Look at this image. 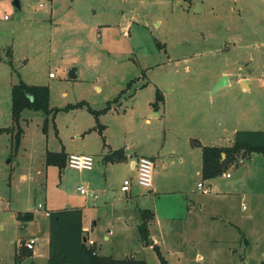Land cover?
Wrapping results in <instances>:
<instances>
[{"label": "rangeland", "instance_id": "obj_1", "mask_svg": "<svg viewBox=\"0 0 264 264\" xmlns=\"http://www.w3.org/2000/svg\"><path fill=\"white\" fill-rule=\"evenodd\" d=\"M0 57V128L12 126V87L22 81L47 86L58 110H25L18 146L15 135L0 137L2 264H33L14 259L21 240L45 231L49 217L36 211L40 204L86 203L77 187L90 172L46 165L47 152L63 149L95 159L99 226L91 236L101 255L161 264L135 225L148 209L157 215L151 239L168 264H264V155L242 159L229 178L209 185L189 147L191 137L228 146L237 131H264V0H0ZM224 78L229 85L213 93ZM158 89L167 120L164 111H150ZM109 102L113 109L99 118L91 111ZM104 139L132 154L159 152L154 182L171 192L136 187L143 196L127 199L118 192L123 175L112 167L108 185L100 184ZM16 212L36 217L23 223Z\"/></svg>", "mask_w": 264, "mask_h": 264}, {"label": "trees", "instance_id": "obj_2", "mask_svg": "<svg viewBox=\"0 0 264 264\" xmlns=\"http://www.w3.org/2000/svg\"><path fill=\"white\" fill-rule=\"evenodd\" d=\"M2 58L0 57V62ZM135 83V80L133 81ZM128 84L131 89L132 83ZM147 85V84H146ZM143 88L145 85L142 86ZM80 104L79 106L84 105ZM164 104V95L158 89L156 92L153 108L158 111ZM112 103L101 111H93L99 116L108 113L112 109ZM72 108V107H70ZM25 110L43 111L50 115L58 111L50 108V89L47 86L29 85L20 82L12 87V126L0 128V137L3 134L15 135L16 145L20 144L24 135L21 127V118ZM47 121L45 122L44 132H47ZM101 127V134L104 126ZM104 146H107L104 139ZM192 146L202 149V180L210 181L222 176L233 167L238 166L243 159H250L253 154L264 155V131L240 130L235 133L233 142L227 147L202 146L199 141L193 140ZM68 155L62 151L60 153L47 152L46 165L56 166L60 170L67 167ZM127 160L124 149L110 151L104 156V163H123ZM33 212L17 213L20 222L28 223L33 221ZM142 222L138 226L140 239L146 245H151L150 227L156 221V215L152 210L141 211ZM50 253L47 264H146L145 260L135 257L116 259L103 256L99 253L95 245H88L90 240L88 233L84 230V213L82 209H63L50 212ZM153 249L161 264H168L167 259L156 244ZM33 256V252L24 247V243L16 251V262L21 263L23 259Z\"/></svg>", "mask_w": 264, "mask_h": 264}, {"label": "crops", "instance_id": "obj_3", "mask_svg": "<svg viewBox=\"0 0 264 264\" xmlns=\"http://www.w3.org/2000/svg\"><path fill=\"white\" fill-rule=\"evenodd\" d=\"M19 5H20V3H19ZM20 7V6H19ZM18 7V8H19ZM124 32H126L127 33V30L125 29L124 30ZM124 34V33H123ZM128 34V33H127ZM51 75V74H50ZM51 78V77H50ZM54 78V77H53ZM53 78H51V79H53ZM243 83V81L241 82V84ZM216 84V83H215ZM228 85H229V82H228ZM143 86V85H142ZM140 87L139 89H141V90H143L144 88H146L148 85H146L145 84V87L143 88V87ZM246 89V90H245ZM243 90L244 91H249L250 90V82L249 81H247V83H246V85H243ZM217 90H215L213 93H215ZM154 102H155V100H154ZM154 102H152L150 105H151V112H153V114H152V116L154 117H160L161 115H162V111H164V114H165V119L167 118V110H165V96H164V104L160 107V109L158 110V111H156L154 108H153V106H152V104L154 103ZM163 108H164V110H163ZM113 109V108H112ZM111 109V110H112ZM110 110V111H111ZM167 120V119H166ZM165 120V121H166ZM147 122L148 123H150L151 121L148 119L147 120ZM77 136L78 137H81V135L78 133L77 134ZM193 140H197V141H199L200 142V144L202 145V146H217V147H227V146H225V145H218V144H216L215 142H205V141H203L202 139H199V138H196V137H191L190 139H189V147H190V155H198V157H199V159L201 160V166H200V162H199V166H200V172H198L199 174H197L198 176H199V178L202 180V175H201V170H202V149L200 148V147H194V146H192V141ZM232 142H233V139H231V140H229V144H228V146H230L231 144H232ZM106 144H107V146H103V149H102V151H101V153H100V155H101V158H102V160L99 162V164H98V166H99V168H100V170H102V174H103V176H104V178H102L101 179V181H100V184H105V186H107L108 185V182H109V176H108V170H110V167H112V168H114V169H116V170H118L119 172H121V174L123 175L122 177H123V182H124V180H126V179H129V180H131L132 181V187H131V189H130V191L129 192H122L121 191V188H122V185H123V182H122V184H119V186H120V189L118 190V192L119 193H121V194H123V196H125L127 199H132V198H134V200L135 199H138V198H140L141 196H143V195H141V194H137V193H135V189H136V187H139V188H142V187H140L137 183H136V177H137V162H138V160L141 158V157H149V158H151V159H153V161H154V164H155V170H156V163H157V160L160 158V153L159 152H157L155 155H147V154H132V153H130L128 150H127V148H126V155H127V160L125 161V162H123V163H104L103 162V159H104V156L106 155V154H108L110 151H116V149H115V147H112L110 144H108L107 143V141H106ZM119 150V149H118ZM62 151H64L67 155H68V157H70L71 155H86V154H77V153H69V152H67L66 150H62ZM62 151H58V152H55V153H60V152H62ZM192 152V153H191ZM176 152H174L173 151V154H175ZM179 161H180V164H183L184 163V159L183 158H179ZM163 164H165V161H163ZM170 165H175V161L174 160H172L171 162H170ZM66 169V168H65ZM65 169H63V170H65ZM113 169V170H114ZM62 170V171H63ZM169 170V169H168ZM79 172H90L91 174L90 175H85L84 176V174L83 175H81L80 176V182H81V184L78 186V187H80V186H85L86 188H88V189H90V190H92V191H94L93 189H92V187L93 186H97V185H95V184H99V178H100V175H98V177H97V175H93V174H95V169H93L92 171H79ZM134 172L136 173V176H135V178H133L132 177V175L134 174ZM99 174V173H98ZM154 174H155V171H154ZM224 175H226V177L227 178H229L227 175H228V173H225ZM230 175V174H229ZM23 179H25L26 177L25 176H23L22 177ZM135 180V181H134ZM203 181V180H202ZM213 180H210V181H203V182H206V183H209V185H212L211 184V182H212ZM204 184V183H203ZM205 185V184H204ZM78 187H77V189H78ZM142 189H145V188H142ZM210 189V188H209ZM145 190H148V189H145ZM150 193H152V194H154V195H156V196H158V195H161V194H168V193H170L171 192V190H165V189H163V188H161V186L159 185V183L157 182L156 184H155V182H153V188L152 189H150V190H148ZM211 191V190H210ZM94 192H96V191H94ZM134 192V193H133ZM86 198V203L84 204V205H81V206H67L66 208H64V209H82L83 210V213H84V230L88 233V235H89V238L90 239H92V236H91V234L94 232V230L95 229H97L98 228V226H99V220L97 219V216H96V214H95V211L97 210L96 209V203L99 201V199H100V196H99V199L97 200V201H93V203L92 204H90L89 203V201L90 200H92V199H89V198H87V197H85ZM91 202V201H90ZM139 207V206H138ZM45 210L46 211H49V212H51V211H57V210H55V209H48L47 208V206H45ZM58 210H63V209H58ZM17 213H19V212H16V218H17ZM35 215V214H34ZM44 215V214H43ZM155 215H156V213H155ZM139 217H137L138 218V220L136 219V222H135V225H136V227H138L141 223H139V219L141 218V214L139 213V215H138ZM35 217H36V215H35ZM35 219V218H34ZM18 220V219H17ZM122 221H125V224L126 223H128V221L127 220H124V219H121ZM120 221V220H119ZM154 223H157V215H156V221L154 222ZM154 223L151 225V227L154 225ZM27 226V225H26ZM49 227H50V221H49V218H48V223L46 224V226H45V231L43 232V234H40V233H33V234H31L30 236H28L27 238H25V239H23V240H21V244H20V246L19 247H17V248H20L21 247V245L23 244V243H25L27 240H29V239H31V238H36L38 241H37V243H36V245H35V250L34 251H32L33 252V256L31 257V262L33 263V264H37V261L39 260V259H41V258H46V260H45V262H44V264H47L48 263V259H49V253H50V232H49ZM110 233H112V232H110ZM240 233H241V236H242V238L243 239H245V243H246V245H248L249 244V242H248V240L246 239V236L244 235V233L242 232V231H240ZM105 240L107 241V240H110V236H108V235H105ZM93 240V239H92ZM154 241V240H153ZM95 243L97 242L96 240L94 241ZM154 243H155V245L157 244L158 245V241L155 239V241H154ZM97 244V243H96ZM97 246V245H96ZM159 247H160V245H158ZM152 247V246H151ZM16 248V249H17ZM17 251V250H16ZM126 257H128V256H126ZM125 257V258H126ZM130 257H133V256H130ZM124 259V258H123ZM14 263H16V258L14 259ZM0 264H2L1 263V258H0Z\"/></svg>", "mask_w": 264, "mask_h": 264}, {"label": "built area", "instance_id": "obj_4", "mask_svg": "<svg viewBox=\"0 0 264 264\" xmlns=\"http://www.w3.org/2000/svg\"><path fill=\"white\" fill-rule=\"evenodd\" d=\"M124 35L127 36L128 34L124 32ZM51 78L55 77L54 74L50 75ZM96 162L92 156L88 155H71L68 158L67 167L72 170L76 171H92L95 168ZM154 171H155V164L153 159L149 157H141L137 162V177L136 183L145 189H152L153 182H154ZM230 177V175H227ZM132 187V181L129 179L124 180L121 191L122 192H129ZM198 190L201 191L203 194L210 193V189L206 188L203 183H198L197 185ZM77 191L80 195L92 199L93 201H97L99 199L98 193L86 188L85 186L78 187ZM45 208L43 205H39L36 211H43ZM43 214L46 217H50V212L44 210ZM36 238H31L24 243V247L30 251L35 250V245L37 243ZM88 245L93 246L95 245L94 240L90 239L88 241Z\"/></svg>", "mask_w": 264, "mask_h": 264}, {"label": "water", "instance_id": "obj_5", "mask_svg": "<svg viewBox=\"0 0 264 264\" xmlns=\"http://www.w3.org/2000/svg\"><path fill=\"white\" fill-rule=\"evenodd\" d=\"M15 5H16L17 7H19V6H20V5H19V1H16ZM70 77L73 78V79L76 78L75 70H73V71L71 72V76H70ZM246 83H247V81H243L242 86H243V85H246ZM225 85H228V81H227L226 78H224V79L222 80V82H221L220 84H218V86L216 87L215 90H218V89L224 87ZM154 245H155V243H154V241L151 239V246L154 247Z\"/></svg>", "mask_w": 264, "mask_h": 264}]
</instances>
